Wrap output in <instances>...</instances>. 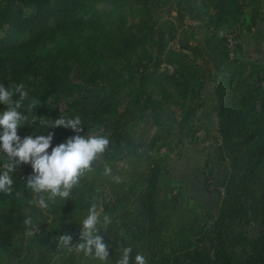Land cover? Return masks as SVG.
<instances>
[{
  "label": "trees",
  "instance_id": "obj_1",
  "mask_svg": "<svg viewBox=\"0 0 264 264\" xmlns=\"http://www.w3.org/2000/svg\"><path fill=\"white\" fill-rule=\"evenodd\" d=\"M262 1L0 0V84L10 81L13 89L23 84L25 107L33 98L40 101L29 121L34 115L49 120L79 115L82 121L79 132L37 122L22 125L17 135L23 140L54 133L49 154L73 136H90L93 123L97 135L109 140L67 198L49 199L48 193L28 188L35 175L31 162L9 172L12 191L0 192L5 264H111L77 251L93 206L100 221L96 234L115 263L122 248L131 246L132 260L141 253L148 264H264V59L245 57L239 41L240 33L256 24ZM122 6L137 18H128ZM172 10L202 21V40L171 46ZM111 15L116 22L110 27L68 35ZM58 31L66 35L54 47L37 48ZM70 62L79 65L83 85L62 83ZM164 62L174 68H162ZM30 74L39 78L32 81ZM208 82L214 84L217 160L226 168L207 177L209 190H221L203 208L176 184L170 156L176 131L193 134ZM67 90L72 97L67 107L53 110L59 93ZM145 120L155 129L144 145L139 126ZM122 159L126 166L118 167ZM5 170L0 165V173ZM41 195L45 209L29 202ZM105 216L111 221L106 226ZM28 217L32 225L24 223ZM66 234L71 241L65 247L60 237Z\"/></svg>",
  "mask_w": 264,
  "mask_h": 264
},
{
  "label": "clouds",
  "instance_id": "obj_2",
  "mask_svg": "<svg viewBox=\"0 0 264 264\" xmlns=\"http://www.w3.org/2000/svg\"><path fill=\"white\" fill-rule=\"evenodd\" d=\"M14 93H19L18 100L13 101ZM27 95L23 84L16 86L14 90L0 84V104L7 106L6 110L0 114V129H2L0 149L9 160L17 158L15 164L6 163L4 165L6 170L0 173V192L10 194L14 181L9 172L13 171L20 163L31 162L35 175L28 178L27 187L37 194L48 193L49 199L57 196L67 198L69 190L78 183L79 177L84 171L90 170L93 161L106 150L109 140L100 135H90L87 138L76 135L69 138L66 143L52 148L50 154L47 150L54 133L50 132L46 137L37 136L35 139L29 135L21 140L17 135V129L25 124L31 125L38 122L41 127L63 126L79 132L78 126L82 123L79 115L71 118L61 115L56 120L34 115L29 121V115L37 108L40 101L33 98L25 107L24 100ZM29 202L37 203L38 207L42 209L48 207L43 195L38 201ZM99 222V215L93 206L83 220L81 239L84 242L77 246V251H83L85 255H94L98 260L106 261L109 256L108 245L103 242L101 236L96 234ZM24 223L32 225L33 220L28 217ZM109 223L111 221L105 216V226ZM70 241V235L66 234L60 237V243L65 247L69 245ZM121 252L122 256L116 261V264H148L146 257L141 253H137L134 261L132 260L133 248L131 246L123 247Z\"/></svg>",
  "mask_w": 264,
  "mask_h": 264
},
{
  "label": "rangeland",
  "instance_id": "obj_3",
  "mask_svg": "<svg viewBox=\"0 0 264 264\" xmlns=\"http://www.w3.org/2000/svg\"><path fill=\"white\" fill-rule=\"evenodd\" d=\"M89 1V0H88ZM99 6L109 8L108 3L97 2ZM262 11L257 19L256 24L249 30L240 33L239 41L242 45V52L245 57L264 59V0L261 4ZM120 11L126 12L127 17L135 20L137 13L129 6H122ZM161 14H165L162 11ZM174 25L170 32L174 37L170 38L169 44L176 46L179 40L200 41L206 33V28L202 21L194 20L187 16H180L174 10L170 12ZM115 16H104L96 20L93 24H85L81 28L70 30L68 35L78 36L96 30L100 25L110 27L115 23ZM220 33L226 30L225 25L218 27ZM66 34L61 31L53 32L48 37L37 45V48H52ZM35 54V52H34ZM38 58V57H36ZM32 81L39 76L35 74L28 75ZM62 83L71 86L84 84V75L76 62H70L69 69L61 75ZM13 84L10 81L4 83L5 87L13 89ZM14 90V89H13ZM214 84L208 82L202 89L201 97L199 98V108L194 119V132L192 135L185 134V131H176L174 139L177 144L170 156V170L176 184L184 186L186 193L203 208L208 204H213L215 197L218 196L221 188L212 186L208 189L207 177L210 173L217 174V168L225 169L226 163H221L217 160L216 146L219 141L216 125V111L214 108ZM70 91L60 92L58 98L53 102V110L62 111L65 109L71 100ZM13 101L19 99L16 93L13 94ZM7 108L6 105L0 104V114ZM155 127L150 124L149 120L143 121L139 126V135L145 145L154 131ZM89 135H97L99 128L96 123L88 126ZM54 135V134H53ZM55 137V135H54ZM17 158L8 159L3 150L0 149V165L6 163H15ZM126 166L123 159L118 161V167ZM41 219L40 223H44ZM111 264H116L114 259L108 256ZM0 264H5L4 259H0Z\"/></svg>",
  "mask_w": 264,
  "mask_h": 264
},
{
  "label": "built area",
  "instance_id": "obj_4",
  "mask_svg": "<svg viewBox=\"0 0 264 264\" xmlns=\"http://www.w3.org/2000/svg\"><path fill=\"white\" fill-rule=\"evenodd\" d=\"M162 68H167L168 70H172L174 68V65L171 63H162Z\"/></svg>",
  "mask_w": 264,
  "mask_h": 264
}]
</instances>
